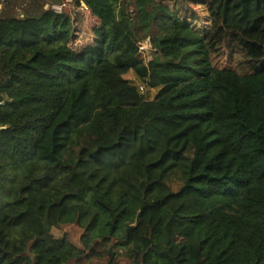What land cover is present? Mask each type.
<instances>
[{
    "label": "trees",
    "instance_id": "16d2710c",
    "mask_svg": "<svg viewBox=\"0 0 264 264\" xmlns=\"http://www.w3.org/2000/svg\"><path fill=\"white\" fill-rule=\"evenodd\" d=\"M37 1L0 10V264H264V0Z\"/></svg>",
    "mask_w": 264,
    "mask_h": 264
},
{
    "label": "rangeland",
    "instance_id": "374dc122",
    "mask_svg": "<svg viewBox=\"0 0 264 264\" xmlns=\"http://www.w3.org/2000/svg\"><path fill=\"white\" fill-rule=\"evenodd\" d=\"M14 1L16 2L18 12H23V8L25 6L33 7V5L38 3L37 0H14ZM62 4H65V6L63 7L62 10L67 8L68 11L71 12L73 8H76L73 0H63L61 2L50 0L47 3L46 7H49V6L53 7L54 5H62ZM191 7L195 10V14L200 16L197 19L193 18L192 22L196 23L198 26H200L203 29L206 28L209 25V20L206 19L207 14H206V11L204 10V6L198 5V4H192ZM84 13H85V15L83 17V27H84V29L87 30V34H84V35L89 36L90 30L92 29L95 21L92 17H90V15L88 14V11L84 10ZM188 14H190V11H188ZM77 41L82 42L83 39L79 38ZM150 50H151V48L149 49V51H146V57L145 58L141 54L142 57L145 60H147V62L149 61V59H151ZM242 58L243 57H241V55H238V53H236V52H234V54L231 56L230 54H228V51L222 52L219 56H216L217 63L220 66H236V67H238V65H239L238 63L242 60ZM125 76L129 79H132V80H134V78H135L134 81H136L139 84H142L140 82V80L137 79V77L135 76L133 71H130ZM154 94H155V89H151V95H154ZM63 232H67L68 235L70 236V238L74 242H76V243L80 242L79 240H80V235L82 233V228L79 225L72 224V225H67V226H63L61 228L55 229V233H57V234H62ZM118 257L120 258L121 263L128 264V261L124 256H118Z\"/></svg>",
    "mask_w": 264,
    "mask_h": 264
},
{
    "label": "built area",
    "instance_id": "2783aa9c",
    "mask_svg": "<svg viewBox=\"0 0 264 264\" xmlns=\"http://www.w3.org/2000/svg\"><path fill=\"white\" fill-rule=\"evenodd\" d=\"M3 1L4 0H0V10H1ZM82 5L84 6V3H82ZM64 6H65V4H62V5H54L53 8L56 11H59L60 12V11H62V9H63ZM138 44H139V47H140V52L143 55V57L145 58L146 57V51H149V49L152 47L151 40L149 38H146L145 40L140 41ZM140 89L142 91H144L145 90V85L144 84H140ZM0 103L3 104L4 102L3 101H0Z\"/></svg>",
    "mask_w": 264,
    "mask_h": 264
},
{
    "label": "water",
    "instance_id": "95a60500",
    "mask_svg": "<svg viewBox=\"0 0 264 264\" xmlns=\"http://www.w3.org/2000/svg\"><path fill=\"white\" fill-rule=\"evenodd\" d=\"M2 129V127H0V130Z\"/></svg>",
    "mask_w": 264,
    "mask_h": 264
}]
</instances>
